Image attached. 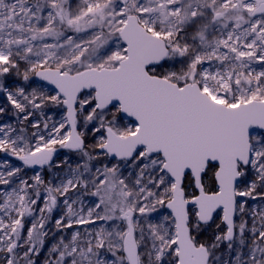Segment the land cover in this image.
Masks as SVG:
<instances>
[{"label": "snow or ice", "instance_id": "1", "mask_svg": "<svg viewBox=\"0 0 264 264\" xmlns=\"http://www.w3.org/2000/svg\"><path fill=\"white\" fill-rule=\"evenodd\" d=\"M0 154V264H264V0H0Z\"/></svg>", "mask_w": 264, "mask_h": 264}, {"label": "rangeland", "instance_id": "2", "mask_svg": "<svg viewBox=\"0 0 264 264\" xmlns=\"http://www.w3.org/2000/svg\"><path fill=\"white\" fill-rule=\"evenodd\" d=\"M46 111L50 114V115H52L53 116V118L54 119H58L59 118V116H60V110L59 109H57V108H48V109H46ZM3 154H0V156H2ZM61 155H63V153H61ZM29 174H31V173H29ZM210 235H211V230L208 232V233H206L205 235H204V237H202V239H208L209 237H210Z\"/></svg>", "mask_w": 264, "mask_h": 264}]
</instances>
